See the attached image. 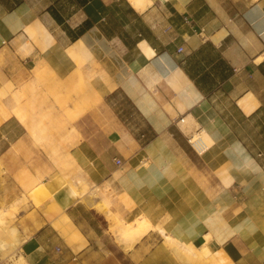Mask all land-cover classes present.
I'll list each match as a JSON object with an SVG mask.
<instances>
[{"label": "crops", "instance_id": "1", "mask_svg": "<svg viewBox=\"0 0 264 264\" xmlns=\"http://www.w3.org/2000/svg\"><path fill=\"white\" fill-rule=\"evenodd\" d=\"M146 6L0 0V209L20 206L24 238L0 237V264H196L160 229L223 264H264V0ZM187 126L211 136L203 153ZM58 170L107 204L64 205L75 243L53 226L61 212L14 204ZM115 216L149 229L125 250Z\"/></svg>", "mask_w": 264, "mask_h": 264}, {"label": "bare ground", "instance_id": "2", "mask_svg": "<svg viewBox=\"0 0 264 264\" xmlns=\"http://www.w3.org/2000/svg\"><path fill=\"white\" fill-rule=\"evenodd\" d=\"M129 1L138 10H143L145 6L151 2V0H129ZM185 132L188 134L191 144L195 147V149H197L201 153H203L206 149H208V147H210V145L213 142L211 136L204 129H201L200 131L191 130L190 126H187L185 127ZM1 169L2 168L0 166V171ZM52 180L53 181L58 180L59 187L64 186V184L67 182L65 177L60 173L59 170ZM53 181L38 185L36 188L31 190L27 195L24 194L22 198H18L14 204L28 197L34 199L39 196H43L47 193H53L57 191L58 189H53V190L50 189L51 188L50 186L52 185ZM68 187L69 188L63 197L65 201H68V202L70 201L73 202L77 200L91 201V199H97L98 202H103L99 198L98 188L95 185L89 186L88 183L82 178H78L77 180H71ZM92 203L94 204V202ZM103 203L107 206L105 202ZM97 206L99 207V205ZM5 213H6V210L1 208L0 209V224H1L0 227L5 228L8 231V233L10 232L9 234L10 236L11 235L13 236V242H15V244L23 241L24 239L20 235L18 227H16L15 224H6V223L4 224L3 223V218H4ZM108 213H110L109 210H108ZM115 218L117 217L115 216ZM2 224L4 225L2 226ZM53 226L68 240V242L74 241L72 243H75V240L80 239L82 237L77 226L73 223V221L70 219V217L66 214L65 211H62L60 215L53 221ZM111 227H112L113 233L118 238L117 240L120 241V245L125 250L130 249L132 243L140 239L149 229L148 224H146L142 219H137V218L133 222H128L126 220H121L117 218V221ZM160 231L165 236V240L167 241V243H169L170 245H177L178 249L184 252L185 254H187L188 256H191V257L195 256L211 264H223L224 263V257L222 255L223 254L222 251L211 252L209 250L210 247L208 248L207 247L208 245L206 243H204L200 247H196L193 244L182 243V242L175 240L169 234H165L163 229H160ZM13 242H10V245ZM6 244L7 243H5V245ZM15 244H14V247H15ZM2 245L4 246V244ZM10 245L8 247H10ZM14 262L16 264H25L26 261H25L24 256L20 254L17 257L16 261Z\"/></svg>", "mask_w": 264, "mask_h": 264}, {"label": "rangeland", "instance_id": "3", "mask_svg": "<svg viewBox=\"0 0 264 264\" xmlns=\"http://www.w3.org/2000/svg\"><path fill=\"white\" fill-rule=\"evenodd\" d=\"M197 131H200V130H197ZM1 174H2V172L0 173V176H1ZM68 186H69V184L65 183L64 186L59 187L57 191H55L53 193H47L43 196H39L36 199H34L33 203L36 204L37 206H35V209H33L32 212L29 214L34 215L37 212H38V214H42L43 216H47V215L50 216L53 214H59V212H61V210L63 209L64 205L69 203L68 201H65L63 199L64 194L66 193V191L69 188ZM46 201H48V204H46ZM26 202H30L29 198L23 199L21 204L26 203ZM70 202H72V201H70ZM19 207L20 206L11 207V209L5 213L4 218H3L4 224L5 223L6 224H14L15 217H16L17 213H19ZM39 216H41V215H39ZM4 224H2V226ZM0 226H1V224H0ZM0 228H2V229H0V237H5L6 240L13 239V236L12 235L10 236V234H9L10 232L8 233V231L3 227H0ZM195 261H196V264H206L205 261L202 259H197Z\"/></svg>", "mask_w": 264, "mask_h": 264}, {"label": "built area", "instance_id": "4", "mask_svg": "<svg viewBox=\"0 0 264 264\" xmlns=\"http://www.w3.org/2000/svg\"><path fill=\"white\" fill-rule=\"evenodd\" d=\"M181 120H183V118H181ZM189 141H190V139H189ZM118 162H119V160H118Z\"/></svg>", "mask_w": 264, "mask_h": 264}]
</instances>
